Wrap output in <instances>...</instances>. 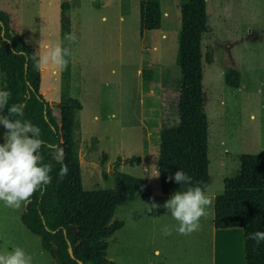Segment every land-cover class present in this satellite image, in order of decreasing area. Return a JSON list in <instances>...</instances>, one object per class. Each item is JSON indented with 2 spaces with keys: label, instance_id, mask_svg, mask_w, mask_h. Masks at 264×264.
<instances>
[{
  "label": "rangeland",
  "instance_id": "1",
  "mask_svg": "<svg viewBox=\"0 0 264 264\" xmlns=\"http://www.w3.org/2000/svg\"><path fill=\"white\" fill-rule=\"evenodd\" d=\"M43 1L0 0L11 26L39 54L46 44H60L58 0H51L49 14ZM67 1L70 33L77 36L70 45L74 55L68 94L81 105L72 111L71 123L81 186L111 188L117 171L142 178L150 189L149 196L114 209L112 218L123 224L106 239L108 264H208L212 205L200 219L199 231L190 235L176 231L178 222L167 209H148L173 195L160 192L153 170L162 98L174 99L180 81L178 0H160L159 28L142 32L139 0ZM206 14L202 53L208 60L202 59V87L211 195L222 191L224 177L236 174L242 153L259 154L264 173V0H206ZM144 67L154 72L151 90L141 82ZM229 68L239 72L237 88L224 84L223 73ZM62 85L59 74L42 71L39 91L50 103L59 100ZM51 112L57 121L58 108L51 105ZM132 156L140 160L123 161ZM23 205L12 209L0 201V251L19 246L32 256V264H55L20 221ZM166 225L171 235L162 234Z\"/></svg>",
  "mask_w": 264,
  "mask_h": 264
},
{
  "label": "trees",
  "instance_id": "2",
  "mask_svg": "<svg viewBox=\"0 0 264 264\" xmlns=\"http://www.w3.org/2000/svg\"><path fill=\"white\" fill-rule=\"evenodd\" d=\"M179 31L177 63L180 81L174 99L162 98L158 126L159 190L174 194L184 188L167 178L183 170L192 182L208 185L207 118L204 111L205 93L202 87V35L207 27L206 0H178ZM69 2L61 0L59 36L62 47H70L65 36L70 33ZM140 32L159 28L160 0H139ZM1 31L2 34H1ZM37 47L28 44L11 26L8 14L0 10V90L7 86L12 95L9 105L25 103L23 119L40 127L45 147L41 149L45 163L53 164L51 183L43 194L36 192L23 205L19 219L25 228L37 236L41 249L55 264H108L106 239L119 229L123 221L114 219V209L137 196L147 197L150 189L143 179L114 172L111 188L83 189L79 162L72 147V111L80 103L68 94V67L60 72L63 92L57 102H49L40 93V71L34 66ZM154 72L141 70V81L150 89ZM224 84L239 87V72L233 68L223 73ZM164 100V102H163ZM51 105L58 108V120L53 118ZM7 113V106L3 110ZM15 119L16 117H12ZM1 129L3 126L0 125ZM48 144L59 145L66 153L64 163L69 171L59 179L60 164L53 160ZM106 154H101V164ZM138 156L123 161H139ZM233 176L223 178L222 191L215 194L212 225L215 228L240 227L243 230V264H264V241L257 243L251 234L264 231V173L259 154L242 153ZM120 158L116 163L120 162ZM187 187V186H185ZM117 264V263H111Z\"/></svg>",
  "mask_w": 264,
  "mask_h": 264
},
{
  "label": "clouds",
  "instance_id": "3",
  "mask_svg": "<svg viewBox=\"0 0 264 264\" xmlns=\"http://www.w3.org/2000/svg\"><path fill=\"white\" fill-rule=\"evenodd\" d=\"M65 40L69 45L76 43L75 33H68ZM74 53L71 47L61 44H48L39 55H33L37 71H50L53 74L64 71L69 64V58ZM11 91L0 90V125L5 130L0 142V201L6 207L20 209L30 201L36 193L43 194L51 183L53 164L45 163L41 149L45 142L41 138L40 127L31 121L23 119L25 103H13L10 106ZM7 106V113L3 110ZM12 117H16L13 119ZM54 161L60 164L59 179H63L68 171L64 163L66 153L59 145L46 146ZM157 171L153 177L158 176ZM179 184L182 191H176L163 205L153 202L149 211L156 212L160 207L167 209L172 218L178 222L176 231L181 235H190L199 231L200 219L207 215V208L213 204L214 197L207 194V185L202 182L193 184L192 177L183 170H176L174 175L167 178ZM187 186V187H185ZM162 234H172V228L164 226ZM251 239L259 243L264 241V231L251 234ZM0 264H32V256L19 246L11 250L0 251Z\"/></svg>",
  "mask_w": 264,
  "mask_h": 264
},
{
  "label": "crops",
  "instance_id": "4",
  "mask_svg": "<svg viewBox=\"0 0 264 264\" xmlns=\"http://www.w3.org/2000/svg\"><path fill=\"white\" fill-rule=\"evenodd\" d=\"M57 2L59 3V15H60L61 0H58ZM42 3L44 5L43 9L45 10V12L49 14L52 1L44 0ZM58 21H59V17H58ZM45 23H47V21H45ZM38 55H39V52H38ZM56 73L60 75V72H56ZM41 74H42V71H40V78H41ZM68 88H69V84H68ZM149 90H151V88ZM149 109L150 107L147 108V110ZM3 133L4 131L0 127V142H2ZM146 136H147V133H146ZM156 164H157V161H156ZM155 172H157L156 168L153 170V173ZM211 196L214 197L215 194L213 193L211 194ZM212 217H213V204L211 207V230H210L211 254H210V259H209L208 264H243L244 252H243V230L242 228L240 227L215 228L212 225ZM154 252H158V250L154 249Z\"/></svg>",
  "mask_w": 264,
  "mask_h": 264
},
{
  "label": "water",
  "instance_id": "5",
  "mask_svg": "<svg viewBox=\"0 0 264 264\" xmlns=\"http://www.w3.org/2000/svg\"><path fill=\"white\" fill-rule=\"evenodd\" d=\"M2 32H3V31H1V34H2ZM81 161L86 162V161L83 160V159H81ZM91 163L94 164V165H98L97 163H94V162H91ZM78 264H81V261H79Z\"/></svg>",
  "mask_w": 264,
  "mask_h": 264
}]
</instances>
